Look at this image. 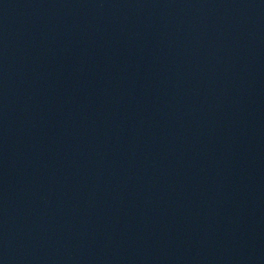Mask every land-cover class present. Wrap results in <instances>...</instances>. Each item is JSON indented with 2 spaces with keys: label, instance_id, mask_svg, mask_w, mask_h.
Masks as SVG:
<instances>
[{
  "label": "water",
  "instance_id": "obj_1",
  "mask_svg": "<svg viewBox=\"0 0 264 264\" xmlns=\"http://www.w3.org/2000/svg\"><path fill=\"white\" fill-rule=\"evenodd\" d=\"M0 264H264V0H0Z\"/></svg>",
  "mask_w": 264,
  "mask_h": 264
}]
</instances>
